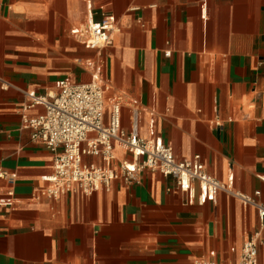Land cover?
<instances>
[{
    "label": "crops",
    "instance_id": "crops-1",
    "mask_svg": "<svg viewBox=\"0 0 264 264\" xmlns=\"http://www.w3.org/2000/svg\"><path fill=\"white\" fill-rule=\"evenodd\" d=\"M105 13L120 27L112 45L88 48L71 34ZM87 59L110 87L107 103L139 101L143 136L153 111L176 158L199 154L215 178L233 174L235 191L264 202V0H0V166L15 179L0 177L1 193L14 190L13 203L0 204V264H192L212 251L237 264L259 219L230 193L190 204L171 177L144 169L139 182L92 194L36 196L55 153L23 127L27 92L57 90L64 77L90 81Z\"/></svg>",
    "mask_w": 264,
    "mask_h": 264
},
{
    "label": "built area",
    "instance_id": "built-area-1",
    "mask_svg": "<svg viewBox=\"0 0 264 264\" xmlns=\"http://www.w3.org/2000/svg\"><path fill=\"white\" fill-rule=\"evenodd\" d=\"M120 31L117 17L103 14L101 20L92 16L81 26H74L71 34L79 38L88 48H105L113 44L115 33ZM171 52L167 50L166 55ZM81 66L91 70V80L76 82L64 77L57 83V90L38 94L28 91L31 103L23 106V127L33 130L32 139L44 144L55 153L53 172L42 176L45 186L37 190V197L48 195L59 197L68 192L92 194L101 188H109L113 181L139 182L138 174L150 169L171 177L177 189L185 194L186 202L204 205L216 202L220 192L230 193L241 199L245 207L256 209L259 219L258 231L245 241L237 264H260L259 245L264 236V202L256 197L233 189L234 176L227 182L211 175L199 154L188 159L176 158L171 144L154 132L155 114L149 123V136L140 131L142 106L138 100L113 96L106 100L109 85L100 78L96 62L87 59ZM130 104L131 123L123 125V108ZM36 105L44 106V112L33 117L27 110ZM130 154V158H119L116 149ZM86 156H99L103 164L90 162ZM117 161V164H114ZM0 177L14 182V176L0 166ZM170 190V189H169ZM14 190L0 191V204L11 205ZM192 264H220L215 252Z\"/></svg>",
    "mask_w": 264,
    "mask_h": 264
},
{
    "label": "rangeland",
    "instance_id": "rangeland-1",
    "mask_svg": "<svg viewBox=\"0 0 264 264\" xmlns=\"http://www.w3.org/2000/svg\"><path fill=\"white\" fill-rule=\"evenodd\" d=\"M261 247V249H264L263 246L259 245V248ZM264 264V263H263Z\"/></svg>",
    "mask_w": 264,
    "mask_h": 264
}]
</instances>
